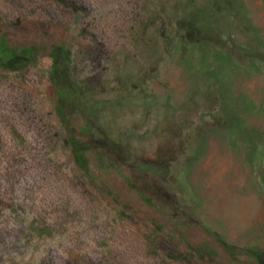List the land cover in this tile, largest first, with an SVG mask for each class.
<instances>
[{"label": "rangeland", "instance_id": "obj_1", "mask_svg": "<svg viewBox=\"0 0 264 264\" xmlns=\"http://www.w3.org/2000/svg\"><path fill=\"white\" fill-rule=\"evenodd\" d=\"M1 45L36 51L0 67V264H264V0H0Z\"/></svg>", "mask_w": 264, "mask_h": 264}, {"label": "trees", "instance_id": "obj_2", "mask_svg": "<svg viewBox=\"0 0 264 264\" xmlns=\"http://www.w3.org/2000/svg\"><path fill=\"white\" fill-rule=\"evenodd\" d=\"M2 49H4L0 56V67L7 71L13 72L24 68L30 64H33V55L36 51L34 46L23 47L20 50H13L11 48H6L1 45ZM63 55L61 48H55L52 52L53 66L55 70L60 69V56Z\"/></svg>", "mask_w": 264, "mask_h": 264}]
</instances>
